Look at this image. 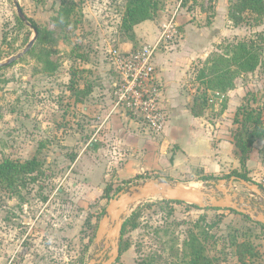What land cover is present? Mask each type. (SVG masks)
Listing matches in <instances>:
<instances>
[{
  "label": "rangeland",
  "instance_id": "obj_1",
  "mask_svg": "<svg viewBox=\"0 0 264 264\" xmlns=\"http://www.w3.org/2000/svg\"><path fill=\"white\" fill-rule=\"evenodd\" d=\"M17 1L27 17L54 29L56 40L50 38L46 45L58 52L60 67L53 74L42 72L38 48L0 68V162L4 158L25 161L39 153L45 163L44 174L23 188L21 197L0 190V264H86L99 247L95 237L105 208L121 189L152 178L203 188L242 170L232 136L233 120L247 97L254 95L256 106L264 107V53L255 71L240 75L225 94L209 92L203 114H192L193 129L205 127L212 137L209 146L221 167L205 171L197 157L186 170L188 161L176 162L164 153L167 147L178 148L177 144L144 141L146 135L161 137L163 132L150 131L143 117L118 103L110 51L124 49L125 42L134 48L153 45L165 33L159 52L174 57V72L177 78L181 75L173 92L176 107L182 109L177 123L181 133L199 93L196 70L220 44L264 39V15L239 11L237 0H165L150 28L140 23L126 33L121 25L127 0ZM64 1L74 4L70 24L62 25L61 20L54 25ZM17 16L14 0H0V62L21 53L34 37L30 26H17ZM74 70L78 80L72 90ZM157 72L162 70L158 67ZM89 86L92 92L86 96L83 91ZM166 96L164 92L161 107L167 121ZM131 132L137 134L134 139L128 138ZM248 174L251 183L264 186V140L253 145ZM235 185L237 198L244 197L252 207L264 202L240 182ZM162 199L156 196L130 207L127 219L141 212L136 226L125 235L129 247L114 264L178 261L174 242L177 239L182 247L191 229H206L214 236L208 244L217 264H244L231 244L232 235L252 242L258 250L259 256L248 258L247 264H264L260 225L229 209L207 210L186 202L166 205Z\"/></svg>",
  "mask_w": 264,
  "mask_h": 264
},
{
  "label": "trees",
  "instance_id": "obj_2",
  "mask_svg": "<svg viewBox=\"0 0 264 264\" xmlns=\"http://www.w3.org/2000/svg\"><path fill=\"white\" fill-rule=\"evenodd\" d=\"M164 2L165 0H127L121 25L124 31L128 33L136 25L147 20H153L157 12L164 6ZM235 7L241 12L251 11L259 16L264 15V0H237ZM73 12L74 4L66 3V1L62 2L53 19L54 25H60L58 21L61 20L62 25H69ZM232 16L239 20L236 14ZM27 18L36 27L38 38L34 46L26 54H33L39 48L40 52L36 56L42 64V72L45 74H53L60 67V62L55 57L58 52L50 49L46 44L50 38L55 39L53 36L55 31L54 29L46 27V25L39 24L34 19ZM16 19L18 27L27 26L19 16ZM130 39L135 40V35H130ZM263 42V38L227 41L220 44L217 50L208 56L202 66L196 70L195 80L198 82L199 93L196 95L195 103L192 107V112L195 116H201L207 108L209 92L222 94L229 92L235 87L236 79L240 75L253 72L260 66L264 53ZM78 56L81 55L77 54V58ZM77 72V70L72 71V80L70 82V89L72 90L77 89ZM91 92L92 87L89 86L83 91V94L87 96ZM256 102L257 99L254 95L247 97L237 108L233 120L236 128L233 130L232 136L242 170H235L232 175L242 177L247 181L252 180L248 174V161L253 145L258 140H264V107L262 105L256 106ZM44 165V160L39 157V153L25 161L4 158L0 162V190L3 188L8 189L12 195L21 197L22 189L30 184H35L41 175L44 174ZM258 186L264 189L263 185L258 184ZM162 202L166 205L182 203L181 201L166 199H162ZM193 206L198 207L196 205ZM206 209L223 210L214 207H208ZM229 210L238 213L234 210ZM140 212L141 209L135 211L124 223L120 242V254L129 247V242L125 239V235L129 229L136 226V220ZM170 213H173V211H170ZM241 215L264 228L263 223L251 219L248 215ZM210 238L211 242H213L214 236L206 229H201L200 231L191 229L187 234V238L183 240L182 247H180L181 245L177 239L175 240L174 245L178 253L176 256L179 255L178 257L180 258L178 261L173 260L169 262V264H217L216 257L210 253V243L208 244ZM231 244L236 247V255L244 264L248 263V258L259 256L258 250L250 241H239L238 237H233L232 235Z\"/></svg>",
  "mask_w": 264,
  "mask_h": 264
},
{
  "label": "water",
  "instance_id": "obj_3",
  "mask_svg": "<svg viewBox=\"0 0 264 264\" xmlns=\"http://www.w3.org/2000/svg\"><path fill=\"white\" fill-rule=\"evenodd\" d=\"M19 17L34 30V37L29 41L25 49L6 61L0 62V68L8 66L21 59L34 46L38 31L28 20L22 7L14 0ZM235 182L247 187L260 197L264 198L263 190L258 184L251 183L246 179L232 175L221 178L218 181H210L209 187L190 188L183 182L173 183L171 181L152 178L142 183L133 184L121 189L105 208V213L99 222L95 242L102 250L96 251L94 256L86 264H114L120 257V242L122 230L127 219L130 207L142 200L156 196L172 201H181L196 205L200 208L231 209L238 213L248 215L251 219L264 224V202L259 207H252L244 197L237 198Z\"/></svg>",
  "mask_w": 264,
  "mask_h": 264
},
{
  "label": "built area",
  "instance_id": "obj_4",
  "mask_svg": "<svg viewBox=\"0 0 264 264\" xmlns=\"http://www.w3.org/2000/svg\"><path fill=\"white\" fill-rule=\"evenodd\" d=\"M165 33L157 43L131 50L113 48L110 59L116 74L113 81L118 103L131 113L143 117L151 131L161 134L166 114L161 107L160 84L154 78L155 55Z\"/></svg>",
  "mask_w": 264,
  "mask_h": 264
},
{
  "label": "crops",
  "instance_id": "obj_5",
  "mask_svg": "<svg viewBox=\"0 0 264 264\" xmlns=\"http://www.w3.org/2000/svg\"><path fill=\"white\" fill-rule=\"evenodd\" d=\"M150 22L151 20H147V21L142 22L140 25L141 26L144 25V27L150 28L151 27ZM137 35L143 36L144 34L137 33ZM124 45L126 46V47L124 46L125 47L124 49H121V48H118V49L127 51V50H131L132 47L134 48L133 44L130 42H125ZM159 51H160V48L156 51V55L154 59V63H155L154 78L156 79V82L159 83L160 86L163 87L162 88L163 92H162V89L160 88L161 97L164 98V92L167 93L166 100H168V103L166 105H167V111L170 114V117L166 121L165 128H164V131L161 137L158 136V137L151 138L149 135H146L143 137L144 141H146V143H151L153 140L154 141L156 140L157 142H161L164 140V145L166 144V146H169L170 144L174 146L175 144H177L178 148L172 147L169 150V148L167 147L164 150V153L168 154L169 157L174 159V161L176 162L181 161V160H184V162L188 161L185 165L187 168L186 170H189L192 167L191 165H188V163L191 164L190 162H192L196 157L199 158L200 164H202L205 171H207L208 169L212 167L217 170H221L220 164L214 161L216 160V154L214 153L216 151H214V148L209 146L211 145L210 138L212 137H209L208 134H206L205 127H204V130L203 129L200 130L197 128L193 129V126L190 123L191 121L196 120V118H194V116L192 115L193 113L191 112L189 113L190 118L187 117V121L183 123L184 130L181 131V133H179V130H178L179 128L177 127L178 126L177 123L178 121H180L179 117H180V113L182 112V109H178V107H176L177 106L175 105L176 100L173 99V96H175V94L173 92L178 86L177 83L179 82V80H181V75L179 78H177L178 74L176 73V71L174 72V70H177V65L173 63L174 57H169V55L167 56L166 54H161ZM158 67L159 69L162 70V72H157ZM214 94L217 96L221 95L220 93H217V92ZM186 110L188 111V109ZM201 134L202 135L204 134L203 137H201ZM136 135L137 134H135L134 132H131L129 133L128 138L134 139ZM206 136L209 137L207 141H206ZM220 156L222 155L219 154V157ZM207 161L208 163H206Z\"/></svg>",
  "mask_w": 264,
  "mask_h": 264
},
{
  "label": "flooded vegetation",
  "instance_id": "obj_6",
  "mask_svg": "<svg viewBox=\"0 0 264 264\" xmlns=\"http://www.w3.org/2000/svg\"><path fill=\"white\" fill-rule=\"evenodd\" d=\"M103 247H104V244H102L100 247H98L97 251H98V250H102Z\"/></svg>",
  "mask_w": 264,
  "mask_h": 264
},
{
  "label": "bare ground",
  "instance_id": "obj_7",
  "mask_svg": "<svg viewBox=\"0 0 264 264\" xmlns=\"http://www.w3.org/2000/svg\"><path fill=\"white\" fill-rule=\"evenodd\" d=\"M188 187H190V188H196V187H194V186H188Z\"/></svg>",
  "mask_w": 264,
  "mask_h": 264
}]
</instances>
